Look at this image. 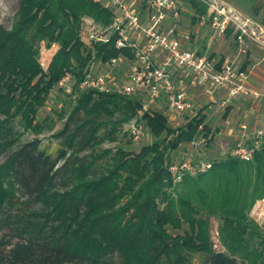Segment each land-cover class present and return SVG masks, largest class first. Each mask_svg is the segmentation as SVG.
I'll return each mask as SVG.
<instances>
[{
	"label": "trees",
	"instance_id": "16d2710c",
	"mask_svg": "<svg viewBox=\"0 0 264 264\" xmlns=\"http://www.w3.org/2000/svg\"><path fill=\"white\" fill-rule=\"evenodd\" d=\"M18 1L11 27L0 25V264H264V225L250 216L264 199V148L251 161L231 153L208 160V171L181 182L170 171L182 145L201 135L213 140L203 110L178 128L151 110L143 116L151 143L138 151L103 148L128 135L123 127L141 99L79 91L67 94L75 105L55 135V158L40 140L21 141L48 129L53 119L39 121L38 114L67 75L76 90L93 60L122 51L115 34L92 46L82 40L85 19L104 28L113 22L97 0ZM186 1L196 25L209 6ZM42 43L59 46L46 70ZM212 218L220 221L222 250L212 239Z\"/></svg>",
	"mask_w": 264,
	"mask_h": 264
},
{
	"label": "built area",
	"instance_id": "2783aa9c",
	"mask_svg": "<svg viewBox=\"0 0 264 264\" xmlns=\"http://www.w3.org/2000/svg\"><path fill=\"white\" fill-rule=\"evenodd\" d=\"M97 1L112 11L113 22L104 28L86 20L82 40L92 46L110 42L115 34V47L122 53L107 62L93 60L76 90L73 77L67 75L60 83L66 94L76 98L79 91L95 90L125 97L142 95L140 119L134 120L128 129L135 141L146 137L147 126L142 119L151 110L161 109L172 120L184 114L194 118L199 110L189 88L203 89L210 103L223 111L234 100L247 99L252 113L263 111V124L252 131L247 124L240 125L231 154L245 161L253 160L264 148V90L255 87L250 73L240 69L231 58L220 64L209 54L188 46L191 35L183 32L180 0ZM231 22L235 23L226 9L215 8L210 16L212 39L225 38ZM240 30L242 35H248L245 27ZM217 93L224 96L217 97ZM206 140L202 136L190 146L196 148ZM211 167V161L188 156L175 160L170 171L174 180L181 182L186 175L196 176Z\"/></svg>",
	"mask_w": 264,
	"mask_h": 264
},
{
	"label": "rangeland",
	"instance_id": "374dc122",
	"mask_svg": "<svg viewBox=\"0 0 264 264\" xmlns=\"http://www.w3.org/2000/svg\"><path fill=\"white\" fill-rule=\"evenodd\" d=\"M205 3L208 4L210 7V4H212L215 8L222 9L225 6H222L219 4V0H203ZM182 12H183V18H182V26H183V32L189 33L191 35V41L195 40L196 31L195 28L198 24L204 23V27L201 31V35H204L208 31V38L211 36V26H210V17H205L201 22H199L196 25H192V19L191 16L193 14V10L191 9L190 5L187 3L186 0H180ZM19 8V1L18 0H2L0 2V25L3 24L7 27H11L14 16L16 15ZM213 9V10H214ZM227 13L230 15V18L234 20V18L231 15V12L228 11ZM92 21V19H85ZM233 22H231V25L233 26ZM230 25V26H231ZM210 26V31H209ZM232 28V27H231ZM234 31L233 29H231ZM195 31V32H194ZM259 32H261L259 30ZM235 32L230 34L229 36L232 38H235ZM202 38V37H201ZM214 42H217V46L219 45L218 39H212ZM188 46L190 47V45ZM41 48V55H40V62L43 66V68L46 70L48 68V65L55 54V52L58 50L59 46L57 44L53 45L51 48H48L45 43H42L40 45ZM126 71V70H124ZM61 85L57 86L54 91L50 94L49 99L47 100L46 105L40 109V112L38 114V120L43 121L45 118L50 117L52 118V123L49 124L48 129L45 131H42V133H35V132H26L22 138V142H28L32 140H40V146L42 149H44L48 154L52 155L54 158L57 155V152L60 148L61 140L57 138L55 135L59 130L62 129L64 122L68 115L70 114L72 107L75 105V101H70L67 94L61 89ZM191 90H195L193 93H196L195 96V103L197 106V110H207V123L210 125L212 129L213 134V140L209 143L208 138L205 142L197 146L196 148H192L190 144H184L182 145L175 153L173 161H181L183 157H191L194 159H201V160H214V159H222L226 158L228 154L232 152V150L235 148L236 145V134L238 133L240 129V125L247 124L250 131L254 130L255 128H258L262 126L263 124V117L261 110V115L259 117L252 113L251 110V103L249 100L244 98H238L233 101L231 105H229L228 108H231L227 116L225 117V111L216 109L212 103L209 101V97L204 96L202 89H193L189 88ZM192 93V92H191ZM217 97H223L224 93H217ZM139 99H141L142 95L137 96ZM238 106H240V109H238ZM62 109L64 110V118L58 117V114ZM141 110V109H140ZM140 110L138 111L137 115L128 123H126L123 127L124 132H128L127 136H123V133L120 135L119 142L115 143H106L103 145V148L113 147L116 145H126L134 151H138L143 145L151 143L154 140V137L152 133L149 131L147 127L146 137L139 141H135L132 139L129 128L130 124L134 122V120L140 119ZM57 111V112H56ZM159 111H162L161 109ZM166 114V112H164ZM190 114H184L183 116L172 120L169 118L170 124L178 128L180 126H183L188 121H190ZM144 119V118H143ZM143 123L146 125V121L143 120ZM147 126V125H146ZM236 132V133H235ZM202 136L206 137L205 135H201L198 137L201 138ZM128 141L130 143H128ZM20 196V195H19ZM251 218L255 219L260 225H264V199L259 200L254 205L251 213ZM220 221L217 218H212V226H211V235L213 242L215 244V248L218 250H222L223 247L220 244L219 236H218V227H219ZM1 236V233H0Z\"/></svg>",
	"mask_w": 264,
	"mask_h": 264
},
{
	"label": "crops",
	"instance_id": "0c3cea01",
	"mask_svg": "<svg viewBox=\"0 0 264 264\" xmlns=\"http://www.w3.org/2000/svg\"><path fill=\"white\" fill-rule=\"evenodd\" d=\"M219 4L221 7L225 6L226 10L229 9L228 11L231 12L235 23L229 29H233V33L238 34L237 38L226 35L225 38L218 39L219 45L217 46V42L212 40V36L208 38V31L201 35L204 27L202 22L195 28L197 37L189 44L190 47L210 56L214 54L212 58L218 61L222 58H231L240 69L245 68V71L250 73L251 81L255 87L264 90V0H219ZM213 9L214 6L210 4L206 17L211 16ZM240 27H245L248 35H242ZM194 91L190 90V96L193 99L196 96V93H193ZM203 94L206 97L207 94L204 90ZM207 97L209 96L207 95ZM202 109L203 107L199 109V112ZM238 109H240V106H238ZM203 111L207 115L208 111ZM255 115L259 117L261 114Z\"/></svg>",
	"mask_w": 264,
	"mask_h": 264
}]
</instances>
